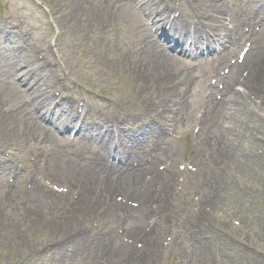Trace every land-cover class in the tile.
Returning a JSON list of instances; mask_svg holds the SVG:
<instances>
[{
	"label": "rangeland",
	"instance_id": "obj_1",
	"mask_svg": "<svg viewBox=\"0 0 264 264\" xmlns=\"http://www.w3.org/2000/svg\"><path fill=\"white\" fill-rule=\"evenodd\" d=\"M4 1L5 0H0V14L6 12L9 13L10 15H13L14 12L16 13L18 12V9L22 4V3L21 4L17 3L13 6H9L7 4L8 5L7 6L3 4ZM40 1L42 2V0ZM46 5L49 6V8H51L50 4H46ZM86 27L87 25H85L83 29H88ZM97 28L89 29L90 33L96 32L95 38L92 36L91 39H88V37H86L82 33L78 35L76 39L75 37H73V39H75L73 42L75 43H73L72 49L70 50V48H68L67 49L68 53H66L65 55L63 52L62 58L65 59L66 65L70 67L76 81L82 83V85L85 87H89L97 91L101 95L108 94L110 98H114L115 101L120 102L127 107L129 104L128 102L132 98V89H131L132 83L126 77L121 75V71H123L122 70L123 68L121 66L119 68L118 67L115 68L111 73L110 71H108L109 68L108 62L110 61V58H106L104 56L108 47L107 46L108 42H102V44L98 46V43L101 42L100 39H102L101 37L102 35L98 33ZM89 30H82V31L88 32ZM107 37H109V34H107ZM126 37H127L126 35H122L121 39L114 45L113 49L115 53L112 52L113 56L120 57L119 53H121L120 52L121 44L125 42V40L127 39ZM93 39L96 40L95 44L97 45L93 48V50H90L92 47V43L90 42V40ZM99 65H101V69H102L101 72H98V68H100ZM102 72H104L105 75L102 74ZM251 142L252 139L248 138L242 141L240 148L237 149V146L235 145L233 146V148L237 150V153L243 152L244 150L248 151L246 152L247 153V155L245 156L246 158L240 160L241 164H244L247 160L252 161L255 164H261V160L256 159V156L260 153V151L256 148L249 147L248 149V147H245L247 143L249 144ZM250 169L251 171L253 170L252 165L250 166ZM251 171L248 173L253 174L252 172L254 171L252 172ZM222 180L224 182L225 179L222 178ZM228 180L229 179L227 176V181H225V183H230V181ZM215 192H219V191H215ZM233 196L234 199H236V202L230 204L231 202H233ZM228 197L230 200L228 199ZM240 197L241 196L236 197L235 194L230 193V195L228 196L225 195L224 200H222V198L220 199V204L224 203L226 210H222L224 218L219 220L227 221L228 219L227 217L237 218L239 221L238 222L239 225L237 228L236 227L234 228V234L239 233L240 235H245L247 230L249 228H252L253 237L252 239L250 238L249 240L250 245H248L247 248L241 250V248L237 247L238 251H236L233 245L232 246H230L229 244L219 245L214 243L212 247L210 248L207 247L206 251L201 254L202 258H195V256L192 255L191 252L189 253V249H190L188 244L189 241L184 240L183 237L182 241L179 240V245H180L179 250L176 249V251H174L175 253L171 251L169 255L173 254L177 256L176 252L178 253V256L182 254V256L179 257V260H182V262L184 261V264H213V263L214 264H264V222L261 220V215L264 214V212H261V210H264V197H262V195H256L254 196V199H252L251 197H247L245 201H242V198ZM60 213L61 211L57 212L56 214L60 215ZM54 220H53V224L55 222ZM21 221H24L22 217L20 216L18 217L17 215L14 217V223L16 225H18V223H21ZM218 223L221 222L218 221L216 223H212L210 220V222H208V226L205 227L206 229L208 227L209 229L212 228V230L220 229ZM214 225H216V227ZM241 225L244 226V228ZM32 231L33 228H30L29 231L25 232V235H23L22 238L21 237L19 238L20 243H17L19 249L18 251H14L11 254H7L5 250H2L3 238L2 240H0V264H24L26 260L30 257V256L28 257L27 255H31L32 257L35 256L34 254H32L33 248L30 247L29 244L26 243V241L25 243L21 244L22 241L26 239H28L30 243H33L36 246L35 249L39 248V250L42 251L41 253L39 252L40 254L38 255L37 258L31 257L33 259V264H39V260L43 256L42 254L43 253L46 254V250H45L46 248H44L45 242H42L41 244L38 243L35 237L37 238L39 236L31 235ZM37 232H39V230ZM19 236H21V234H19ZM258 252L260 254H258ZM21 253H23V255H20ZM18 255H20L21 257H25L24 258L25 262H23V259L17 260ZM206 256L208 257L206 258ZM177 259L175 261H177Z\"/></svg>",
	"mask_w": 264,
	"mask_h": 264
},
{
	"label": "bare ground",
	"instance_id": "obj_2",
	"mask_svg": "<svg viewBox=\"0 0 264 264\" xmlns=\"http://www.w3.org/2000/svg\"><path fill=\"white\" fill-rule=\"evenodd\" d=\"M45 4H50L51 7L55 6L57 8L55 14L58 13L62 14V17L64 21H66L70 26L76 27L80 24H89L90 26H94L97 22H101L105 19L104 13L99 12L96 10L97 7V0H42ZM145 5L148 6V2L145 3ZM210 8L216 9V3L213 2L210 5ZM118 15L121 17L120 19H125L123 16H125V8L123 6H119L117 8ZM61 19V18H60ZM62 19V20H63ZM132 21H134V18H131ZM216 23H219V20H216ZM11 35V34H10ZM11 38V37H9ZM261 38L264 39V30L261 33ZM16 42V40H15ZM14 42V43H15ZM144 54H143V61H141L140 68H142V74L146 76L145 80H148L150 83H152V86L161 87V81L166 82L167 80V71L168 69H165L163 65L158 63L156 59H153V56H150L148 53L150 43V37L145 38L144 40ZM160 44H155L153 47L155 50L158 51V54L161 56L165 55V51L162 50V48L159 46ZM260 53H263L259 49H254L252 52V55H258ZM125 65L129 68H131L134 63L130 59L125 60ZM250 77V78H249ZM247 79V85L255 91V93L258 95V98L262 99L263 105H264V66L263 68L256 73V75L251 74L249 75ZM257 77H261L260 80H258ZM155 79L159 80L156 81ZM157 82V83H154ZM140 85V82L137 84ZM1 94H8L9 88L8 86H5L1 90ZM221 107L219 110V116L224 119L225 123L229 124V129L224 134L223 137L217 138L215 142H219L218 150H217V159L220 160L221 158L225 157H231L232 159H239L237 166L234 168L235 173H245L250 166L255 170H261L263 168V160L261 164H255L252 161H246L244 164H241L240 160L243 158H246L247 155L246 150L243 152L237 153V151H233V146L241 147V142L244 140L239 136L240 132L247 133L248 131H256L259 130L264 135V117L259 114V110L254 107L251 109V107L247 105L246 101L243 97H241L238 94H235L231 99L227 101H223L220 103ZM13 117V116H12ZM11 122L6 118L5 113H2L0 111V140L1 141H7L5 136V131L9 127ZM245 147H252L256 148L261 152L260 157L264 159V143H247ZM247 149V148H246ZM241 154V155H240ZM55 165V164H53ZM56 166V165H55ZM79 164L75 161H72L70 163V167L77 168ZM237 167L240 169L237 171ZM139 173L141 170H137ZM104 172L100 171V167L97 168L96 171H93L89 174V178L93 174H99L102 175ZM218 175V173L215 174V177ZM234 184L233 182H231ZM237 182H235V185ZM231 186L230 184H228ZM234 185V186H235ZM121 187L128 191L126 188L124 182L122 181ZM201 191L205 192V196L203 197L205 201H209L212 197L211 191L208 190V187L206 185L201 186ZM208 192V194H207ZM13 195L15 193H12ZM19 194L15 195L18 196ZM134 195V194H132ZM36 199H41V196L38 194H35L34 196ZM43 215L40 219H37L33 222L32 226L34 227L33 233L37 234L36 227H40V229L44 230V234L46 235L47 239H52L56 234H60L62 231L57 230L56 227L53 226L51 220L49 219L51 212L48 213L47 209H43ZM164 218V216H163ZM77 223L78 221L75 220ZM12 226V224L10 225ZM73 228V226L71 227ZM14 230H16V227H13ZM65 231L63 230V233ZM3 245L7 248V250L12 249V243H3ZM113 252V251H112ZM111 252V253H112ZM135 257H132L131 262H135Z\"/></svg>",
	"mask_w": 264,
	"mask_h": 264
}]
</instances>
